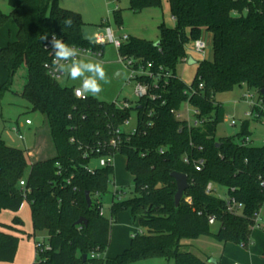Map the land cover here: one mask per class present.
<instances>
[{
    "label": "trees",
    "instance_id": "trees-1",
    "mask_svg": "<svg viewBox=\"0 0 264 264\" xmlns=\"http://www.w3.org/2000/svg\"><path fill=\"white\" fill-rule=\"evenodd\" d=\"M167 2L174 26L159 24L157 42L127 37L118 47L122 60L133 58L150 71L162 68L170 73L165 85L150 89L159 98H142L126 109L88 95L77 98L73 88L60 85L47 73L50 55L46 41L41 40L44 34L48 38L55 34L70 46L101 51L103 43H90L83 37L80 13L61 7L58 0H7L10 12L0 10V28L8 20L16 25L15 40L0 47V61L7 73L0 86V101L17 68L25 64L26 81L20 96L31 111L43 115L45 128L38 138L46 136L52 149L50 155L28 163L25 150L0 139V210L16 212L24 201L29 204L31 235L40 234L47 245L37 263L127 264L164 258L174 264H218L194 252L190 241L212 235L244 248L251 244L253 216L264 201V144L245 143L250 134L247 120L240 122L235 135L217 138L222 115L215 95L243 85L264 105V0ZM160 5L161 0H129L134 11ZM67 18L73 21L71 28L64 25ZM202 29L211 33L213 57L197 63L188 85L176 75V65L185 56L190 60L186 45L200 38ZM185 101L198 110L197 117L204 119L201 125H188L171 112ZM131 111L136 115L134 131L122 130L117 147H110L113 130L122 128ZM110 153L125 156L133 191L127 199L112 201L108 219L99 211L101 196L109 192L113 166L92 162ZM199 158L203 165L197 171L193 160ZM174 171L185 174L188 183L178 205L174 202ZM21 179L25 180L23 187ZM209 182L226 187L227 197L242 207L228 210L224 198L206 192ZM125 210L146 232L135 233L127 248L105 257L110 224ZM210 217L219 223L215 233L210 231ZM81 218L86 224L76 223ZM12 224L16 226L1 224V262H12L15 257L18 237L11 231H21L15 228L21 221L14 217Z\"/></svg>",
    "mask_w": 264,
    "mask_h": 264
},
{
    "label": "rangeland",
    "instance_id": "rangeland-1",
    "mask_svg": "<svg viewBox=\"0 0 264 264\" xmlns=\"http://www.w3.org/2000/svg\"><path fill=\"white\" fill-rule=\"evenodd\" d=\"M61 7L70 9L80 13L84 25L82 26V35L90 43H95L97 37L105 34L106 26L113 33L115 40H123V37H138L148 41L157 42L159 34V24H164L172 27L174 24L173 18L170 16L169 7L166 0H161V5L158 7H150L141 11H134L129 8V0H58ZM120 9L119 12L116 10ZM0 10L8 14L11 10L7 0H0ZM15 28V31H13ZM16 25L12 20H8L0 28V47L5 46L8 42L15 40ZM201 38L206 42V48L202 52H195L189 42L186 45V54L189 61L179 62L176 65V75L186 84H190L197 67V63L202 60H211L213 57L212 37L211 33L205 29L201 31ZM81 59H92L99 61L105 67L107 75L110 79V84L104 85V90L98 96V100L102 101H123L127 99L132 104L135 103L136 97L133 93L134 81L128 80L130 70L125 65L124 61L118 53V48L113 42L105 40L101 53L99 55L81 54ZM26 66L21 64L13 75L8 89L3 92L0 101V139L7 145L20 148L26 151L27 161L31 162L28 154L32 151V160L40 159L43 156L52 153L49 139H40L37 148L35 149L36 138L38 131L44 129L43 115L38 111H31L28 102L20 96L22 87L26 81ZM119 73H121L120 76ZM7 80V73L0 61V86ZM58 83L62 86L71 88L79 87L80 81H72L66 75L58 79ZM247 88L243 85H236L231 91L218 93L215 95L216 103L220 105V114L222 115L221 122L216 127V137L232 136L239 132L240 122L248 121L249 144L261 145L264 142V121L255 120L251 116H246L245 112L250 110L248 103L242 97ZM91 96V95H88ZM93 97V96H92ZM185 104L182 103L179 111L184 114ZM29 120L30 124H25ZM18 125L19 133L23 139H19L13 127ZM136 126V115L131 111L129 121L122 126L123 131L130 132ZM44 131V130H43ZM43 131H40L43 132ZM35 149V150H34ZM34 150V151H33ZM95 161L92 165H95ZM113 181L120 194L112 196L114 186L109 185V192L101 196V203L104 212V217L110 219V206L112 201H117L120 195V200L127 199L132 196L133 182L132 176L126 170L125 156L117 153L113 158ZM215 195L226 198V187L218 184L213 185ZM27 210H23V227L27 229L31 226L30 209L28 203ZM127 211V210H125ZM123 212V211H121ZM120 213V212H119ZM259 217L263 220L262 228L254 230L255 235L260 236L264 231V201L259 210ZM114 219V218H113ZM111 224L113 225L114 222ZM110 224V225H111ZM136 228V227H135ZM219 228V223L215 222L210 225V231L215 233ZM138 229V228H136ZM43 238L40 234H36L35 240ZM46 240V238H44ZM260 242L255 238V243ZM193 244L192 250L200 255H209L214 258L224 259L226 263L238 259L236 255L229 256L226 253V248L223 242L218 241L212 235H200L196 239L191 240ZM233 244V243H232ZM41 257L35 255V264ZM240 264H250L239 260ZM127 264H174L172 260L167 261L164 258H150L141 261L131 262Z\"/></svg>",
    "mask_w": 264,
    "mask_h": 264
},
{
    "label": "built area",
    "instance_id": "built-area-1",
    "mask_svg": "<svg viewBox=\"0 0 264 264\" xmlns=\"http://www.w3.org/2000/svg\"><path fill=\"white\" fill-rule=\"evenodd\" d=\"M105 28H106L105 34L98 36L95 43L102 44V43L105 42V40H109L110 42H113L114 45L118 48L120 46L121 42L126 40L127 37H123L122 41L115 40L114 37H113V33H112L111 29L109 27H107V26ZM51 37L49 38V40L51 39ZM191 43H192L191 47H192V49L195 52H202L206 48V42L201 37L198 38V39L193 40ZM73 47L81 49L82 50L81 54H87V55L88 54H90V55L97 54V55H99L101 53L100 50H91L90 48H87V47H79V46H73ZM48 52H49V55H50V60L48 62H46V64L49 65V67L46 68L47 73L49 74V76L51 78L58 80L62 76L54 77L52 75L51 62H52L53 56H52L50 47L48 48ZM186 60H187V57L185 56L183 58L182 62H185ZM121 61H124L125 65L130 70V74H129L128 80H133L134 81L133 93H134V95L136 97V101H138V100H140L142 98L155 99V98H159L160 97V95L151 94L150 89H151V87L157 88L159 83H160L161 86L165 85V80L167 79L168 76H170V73L168 71H165L162 68H159L157 71H150L147 66L145 67L141 63V61H136L133 58H128L126 60H122L121 59ZM147 78L149 80H147ZM188 85H190V84H188ZM201 87H202V84H199V88H201ZM77 88L78 87L73 88V94L77 98L84 99L85 96H77L76 95V91L75 90ZM190 90H191V88H190ZM242 97L245 99V101L248 103V105L250 107V110L245 112V115L246 116H251L255 120L264 121V116L260 115L261 112L264 113V105H263L262 100L259 98V96L255 92H253L252 90L247 89L243 93ZM114 102L120 109H126V108H129V106H130V102L127 99H124L123 101H120V102L117 101V100H114ZM184 104H185L184 114L181 113L179 111V109L171 110V112L177 118L185 119L187 121L188 125H193V126L201 125L204 122V119L197 117V115L199 113L198 110L196 108H194L193 106H191L188 101H185ZM148 115H151V113H149ZM128 121H129V118L124 120V123H123L122 126L126 125L128 123ZM25 124L29 125L30 121L26 120ZM12 129H13L14 132H16V134H17L19 139H23L22 135L19 133L18 125L14 126ZM134 129H135V127H134ZM134 129L132 131H130V132H133ZM122 130H123L122 128L113 130L112 137H111V139L108 142L110 147H112V148H116L117 147V145H118V143H119V141L121 139L120 133H121ZM249 141H250L249 137H246L245 138V143H249ZM263 144H264V142H263ZM160 152H161V150H160ZM84 155H87V153H84ZM114 156H115L114 153L113 154L110 153L107 156L99 157L97 160H95L96 164L94 166H99V167H105V166H109V165L113 166L112 162H113ZM184 162L188 163L189 162V158L185 157L184 158ZM202 165H203V159L199 158V159L193 160V166H194L195 170H197V171L200 170ZM110 183H112L113 186H114V191H113L112 196L114 197V196L120 194V192L117 189H115L116 185H115L113 179H112V181ZM19 185L21 187H23L25 185V180L21 179L19 181ZM213 185H214L213 183L209 182L206 185V192L213 193V194L216 193L215 188H214ZM119 199H120V195L118 197V200ZM224 199L227 202L228 210H233L234 208L239 209V208L242 207V204L237 202L234 198L226 197ZM99 213L103 214L102 206L100 208ZM253 218H254L253 219L254 220L253 221L254 224H253L252 228L258 227L259 226V222H260L259 213L258 212L254 213ZM213 220H214L213 217H210L208 221H209V223H213ZM34 245H35L36 254H38V255H39L40 252H42L43 250H45L47 248L46 241H45L44 238H41L40 240H35L34 241ZM93 256L94 255L91 254V257H93Z\"/></svg>",
    "mask_w": 264,
    "mask_h": 264
},
{
    "label": "crops",
    "instance_id": "crops-1",
    "mask_svg": "<svg viewBox=\"0 0 264 264\" xmlns=\"http://www.w3.org/2000/svg\"><path fill=\"white\" fill-rule=\"evenodd\" d=\"M167 5H168V2H167ZM13 31H15V28H13ZM120 75L121 73H119L118 76ZM43 130L44 129L40 131H43ZM40 131H38L37 133L35 149L38 146V139H39L38 134L40 133ZM28 154L32 161V151H29ZM26 204L27 202L24 201L16 212H12L6 209L0 210V229L4 230V227H2L1 224H9L12 226H16L15 224H12V220L14 217L19 218L21 221V224L15 227L21 231H16V229L11 231L13 234H15L18 237L15 257L12 262H3V261L1 262L0 261V264H35V255H36V250H35V245H34L35 236L31 235L32 234V223H31V226H29L27 229L23 227L24 225L23 224V210L24 209L27 210ZM28 208L30 209L29 204H28ZM30 216H31V213H30ZM113 222L114 224L110 225L109 243H108L106 250L103 253V256L108 257V258L114 257L115 255L119 254L122 250L127 248L130 243L131 238L133 237L135 233L146 232L145 228H140L138 226L136 220L132 217L130 211L128 210L118 213L115 216V218L112 220V223ZM262 222L263 220L260 217L259 226L251 229V244L247 248L241 247L234 243L232 244L231 242L224 243L225 248H226V253L229 256L236 255L238 259H234L232 262L226 263L224 259L214 258L209 255H206V256H209L211 260L213 261L215 260L218 261V264H240L239 260H242L244 262L247 261L250 264H264V259L261 257L263 241H264V231L261 235V238L257 234L255 235V232H254V230H257L263 227ZM135 227L138 229H136ZM255 238H258L260 242L256 241L255 243Z\"/></svg>",
    "mask_w": 264,
    "mask_h": 264
},
{
    "label": "clouds",
    "instance_id": "clouds-1",
    "mask_svg": "<svg viewBox=\"0 0 264 264\" xmlns=\"http://www.w3.org/2000/svg\"><path fill=\"white\" fill-rule=\"evenodd\" d=\"M73 21L67 18L64 21L65 27L71 28ZM46 41L45 48H51L53 56L51 71L54 77L66 75L72 81H80L79 87L75 90L77 96L91 95L98 96L104 90V85L110 84L105 67L99 61L92 59H81V49L70 46L62 38L52 34L49 40L48 34L41 36ZM45 67L49 65L45 64Z\"/></svg>",
    "mask_w": 264,
    "mask_h": 264
},
{
    "label": "water",
    "instance_id": "water-1",
    "mask_svg": "<svg viewBox=\"0 0 264 264\" xmlns=\"http://www.w3.org/2000/svg\"><path fill=\"white\" fill-rule=\"evenodd\" d=\"M171 176L175 179V183H176V192L174 194V202H175V205H178L180 199L183 196V191L188 186L187 176L183 173L176 172V171L172 172ZM85 200L87 202V206H90L91 199H90L88 191L85 192ZM76 223H85L86 224V220L81 218ZM85 257H86V255H83V258H85Z\"/></svg>",
    "mask_w": 264,
    "mask_h": 264
}]
</instances>
